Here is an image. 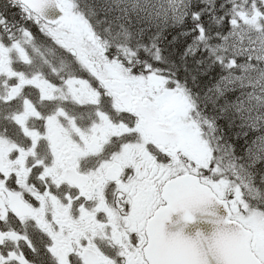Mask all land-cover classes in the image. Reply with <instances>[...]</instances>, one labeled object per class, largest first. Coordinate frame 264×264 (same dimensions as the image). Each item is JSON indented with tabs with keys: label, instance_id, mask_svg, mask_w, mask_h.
Segmentation results:
<instances>
[{
	"label": "snow or ice",
	"instance_id": "obj_1",
	"mask_svg": "<svg viewBox=\"0 0 264 264\" xmlns=\"http://www.w3.org/2000/svg\"><path fill=\"white\" fill-rule=\"evenodd\" d=\"M0 264H264V0H0Z\"/></svg>",
	"mask_w": 264,
	"mask_h": 264
}]
</instances>
